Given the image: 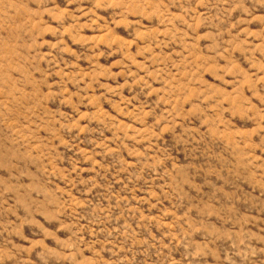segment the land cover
<instances>
[{
    "label": "rangeland",
    "instance_id": "1",
    "mask_svg": "<svg viewBox=\"0 0 264 264\" xmlns=\"http://www.w3.org/2000/svg\"><path fill=\"white\" fill-rule=\"evenodd\" d=\"M0 264H264V0H0Z\"/></svg>",
    "mask_w": 264,
    "mask_h": 264
}]
</instances>
